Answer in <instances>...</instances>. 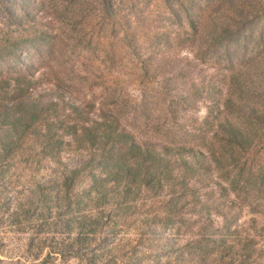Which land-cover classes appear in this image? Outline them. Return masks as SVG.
Instances as JSON below:
<instances>
[{"label":"trees","instance_id":"obj_1","mask_svg":"<svg viewBox=\"0 0 264 264\" xmlns=\"http://www.w3.org/2000/svg\"><path fill=\"white\" fill-rule=\"evenodd\" d=\"M0 3V58L20 63L28 50L38 53L36 64L0 72V225L43 234L28 243L42 244L37 256L48 248L41 264H193L214 249L230 264L250 263L257 243L240 236V219L228 212L252 194L264 199V166L247 155L264 133V111H246L243 68L226 91L212 79L197 90L210 103L196 127L207 135L206 153L141 141L123 123L114 86L128 57L150 75L168 50L234 68L257 2L35 0L25 12ZM46 9L51 31L35 26ZM49 41L62 45L45 54ZM78 49L84 61L72 74L84 76L83 101L59 62ZM214 172L221 181L204 179Z\"/></svg>","mask_w":264,"mask_h":264},{"label":"rangeland","instance_id":"obj_2","mask_svg":"<svg viewBox=\"0 0 264 264\" xmlns=\"http://www.w3.org/2000/svg\"><path fill=\"white\" fill-rule=\"evenodd\" d=\"M10 1L18 5L21 12L33 9L35 2V0ZM255 1L257 7L252 9L250 16L255 21L248 24L246 28V34L249 37L245 51L242 52L245 58L236 57L237 61L234 68L227 69L226 62L222 65H215L214 62H197L190 56H186L187 49L180 50L178 58H176L177 53L174 50H168L158 58L150 75H140L137 62L127 58L122 73L119 71L121 75H118L117 71L116 79L118 81L114 86V96L123 123L132 129L141 141H151L158 145L172 144L173 142L191 143L206 153V141H203V137H207V135L197 130L196 127L202 123L208 114L207 103L209 101H205L206 97H202V94H199L197 90L200 91L203 85L202 80H206L207 84L212 79L213 82H217L221 86V90L226 91L227 86L231 84L229 76L241 67L243 68L246 111L252 107H258L264 111V0ZM1 10L2 5L0 3ZM37 13L40 11L33 10V14ZM50 14L48 9L40 14L41 18L35 25L36 28L50 30L49 19H47ZM5 21L6 19L0 16V22ZM18 28L15 25L12 30H18ZM4 33L5 27L0 23V38L2 37L1 34ZM61 45L58 41L55 44L49 41L45 44L43 51L46 54L50 52L52 47L59 48ZM69 49L71 47L66 50ZM37 55L38 53H35L34 50H28L22 56L20 63L11 60L5 61L0 58V72L2 70H14L16 66L22 64L28 68L37 63ZM83 61L84 51L79 49L76 52L70 50L59 57L60 63H67L66 73L75 81L74 84L70 85L76 92L75 99L78 101L79 99L83 101L84 97L88 96V92L84 90V76L78 77L77 75L80 74H72V65L77 70L82 66ZM188 92H192V94L188 95V100H185L184 96H187ZM96 97L99 98L100 94H97ZM233 117L236 119L235 114ZM255 139L257 145L247 154L248 159L254 168L263 167L264 133ZM68 158L65 156V159ZM219 174L220 172H214L212 175L207 174L204 179L210 180L211 176H214V182H219L221 181ZM245 202H242V205L236 203L233 209L228 210V212H231V216L240 219V236L243 239L250 236L257 243L254 257L247 264H264V199L252 194ZM14 209L15 205L13 204L7 212H13ZM218 219L219 222L222 221L221 217ZM23 228L17 226V222L11 225L8 223L0 225V264H41L44 261L49 252L48 248L44 247L43 252L37 256V248L42 247V244L36 245L33 250H30L28 246L31 237L38 241V237L43 236V234L38 235L34 228L33 230ZM223 252V250L214 249L207 262L203 261L201 253H198L196 263L193 264H230L231 258H222ZM240 253L236 251L233 253V257L237 259ZM59 261L57 260V263ZM69 264H76V262L73 260Z\"/></svg>","mask_w":264,"mask_h":264}]
</instances>
